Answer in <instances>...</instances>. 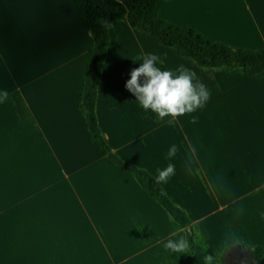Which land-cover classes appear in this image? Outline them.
Listing matches in <instances>:
<instances>
[{
    "label": "crops",
    "instance_id": "crops-1",
    "mask_svg": "<svg viewBox=\"0 0 264 264\" xmlns=\"http://www.w3.org/2000/svg\"><path fill=\"white\" fill-rule=\"evenodd\" d=\"M157 4L175 24L264 48V0ZM109 32L101 132L119 159L155 177L175 165L161 185L190 218L195 253L165 250L187 229L91 139L79 100L94 39L76 2L0 0V91L9 93L0 103V264H205L206 255L257 264L249 246L263 248L264 264V72L203 67L127 19ZM151 53L174 77L181 65L194 71L210 90L206 105L171 126L145 110L126 83Z\"/></svg>",
    "mask_w": 264,
    "mask_h": 264
},
{
    "label": "trees",
    "instance_id": "trees-1",
    "mask_svg": "<svg viewBox=\"0 0 264 264\" xmlns=\"http://www.w3.org/2000/svg\"><path fill=\"white\" fill-rule=\"evenodd\" d=\"M74 1L86 28L94 39L89 52L79 108L84 115L93 143L107 156L112 152V148L101 132L96 104L98 86L111 39L109 30L115 21L127 19L133 28L147 32L158 43L174 48L181 56L193 58L203 67L240 68L250 75L264 72V48L233 46L210 38L191 26L175 24L160 15L157 0ZM121 161L123 163L118 164L134 172L147 192L157 199L182 227L187 229L189 248L192 253H195L194 232L186 212L173 203L163 186L156 183L154 175L134 164ZM249 251L256 263L262 264L263 248L249 246ZM223 259L224 256L221 262Z\"/></svg>",
    "mask_w": 264,
    "mask_h": 264
},
{
    "label": "clouds",
    "instance_id": "clouds-1",
    "mask_svg": "<svg viewBox=\"0 0 264 264\" xmlns=\"http://www.w3.org/2000/svg\"><path fill=\"white\" fill-rule=\"evenodd\" d=\"M157 62L162 64L163 60L155 53L144 58L141 66L131 71V79L127 81L126 88L135 94L145 110L158 114L160 120L171 117L167 121L171 126L176 122L177 117L203 108L210 100L211 93L196 73L184 65L176 69L178 75L174 77L172 71H162L157 67ZM142 76L144 81L141 84ZM8 96L7 90L0 91V103H4ZM197 121L198 117L193 116L191 123L195 124ZM177 151L176 145H172L167 153L168 158L174 157ZM157 173L156 183L166 184L175 175V165L169 163L167 167L157 169ZM172 235L174 236L175 233ZM164 248L172 253H186L189 242L184 238L169 239L164 244ZM204 260L205 264H212L214 256L206 255Z\"/></svg>",
    "mask_w": 264,
    "mask_h": 264
},
{
    "label": "water",
    "instance_id": "water-1",
    "mask_svg": "<svg viewBox=\"0 0 264 264\" xmlns=\"http://www.w3.org/2000/svg\"><path fill=\"white\" fill-rule=\"evenodd\" d=\"M109 157L112 158L117 163H123L113 152L109 153Z\"/></svg>",
    "mask_w": 264,
    "mask_h": 264
},
{
    "label": "rangeland",
    "instance_id": "rangeland-1",
    "mask_svg": "<svg viewBox=\"0 0 264 264\" xmlns=\"http://www.w3.org/2000/svg\"><path fill=\"white\" fill-rule=\"evenodd\" d=\"M196 66H198L197 69H198V68H202V67H200L199 65H196ZM226 262H227L228 264H232V263L230 262V260H229L228 257H226Z\"/></svg>",
    "mask_w": 264,
    "mask_h": 264
}]
</instances>
